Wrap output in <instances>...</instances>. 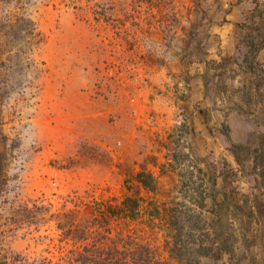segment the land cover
Instances as JSON below:
<instances>
[{
    "label": "rangeland",
    "instance_id": "374dc122",
    "mask_svg": "<svg viewBox=\"0 0 264 264\" xmlns=\"http://www.w3.org/2000/svg\"><path fill=\"white\" fill-rule=\"evenodd\" d=\"M22 1L42 43L29 52L8 38L5 19L21 12V4L0 0V231L8 229L1 225L15 211L35 209L37 199L50 212L78 204L87 214L139 195L142 216L131 228H144L161 250V221L149 219L155 207L183 213L189 226L198 223L193 240L205 242L208 252L200 264H264V213L260 222L252 218V201H261L264 191L252 170L264 134V107L250 113L235 95L240 80L247 81L244 74L237 78L235 61L248 49V28L264 26L252 14L253 0H80L76 6L69 0ZM101 3L116 9L109 22L95 20V5ZM223 25L229 26L226 33L219 31ZM224 57H231L226 65ZM258 61L264 63V53ZM177 63L185 66L186 80L205 71L207 113L229 108L220 127L209 126L213 136L221 133L223 151L207 147L205 156H196L183 113L175 153L155 168L150 158L139 161L135 144L124 143L121 127L139 126V93L189 95L187 86L176 83ZM222 94L231 99L222 100ZM235 145L247 148L237 156ZM140 173L153 177L157 191L142 190ZM53 227L38 231L35 224H23L6 232L8 245L15 254L57 255L43 239L56 237ZM223 241L230 252H223ZM193 244L189 241L187 252ZM173 264L195 263L187 254L183 263Z\"/></svg>",
    "mask_w": 264,
    "mask_h": 264
},
{
    "label": "trees",
    "instance_id": "16d2710c",
    "mask_svg": "<svg viewBox=\"0 0 264 264\" xmlns=\"http://www.w3.org/2000/svg\"><path fill=\"white\" fill-rule=\"evenodd\" d=\"M70 4L77 5L80 0H69ZM21 4L17 12L13 15H7V26L9 27L8 38L13 42H21L29 52H33L41 43V34L38 32L36 22L25 15V6L27 3L22 0H16V5ZM254 8L252 14L264 21V2L253 0ZM95 20L109 22L112 20L116 9L107 3L95 5ZM79 10L84 8L79 7ZM88 14V11H83ZM84 13V15H86ZM247 36L250 41L243 55L241 67L247 81L238 89L243 103L250 110V113H256L261 107H264V63L258 61V55L264 48V26L249 27ZM256 35H251L252 31ZM10 59L12 50L8 51ZM21 53H26L24 50ZM225 65L230 60L225 58ZM247 146L235 145L236 153L245 150ZM3 158L0 156V179L3 171ZM253 173L259 177L261 188L264 190V134L259 137V142L253 153L252 159ZM153 177L150 174L140 173L139 181L144 188L156 191L157 187L153 184ZM3 191L0 189V195ZM262 200L255 198L252 202V218L260 220L264 213V191L261 193ZM80 199V198H78ZM141 198L138 196H127L123 203L114 206L108 202L101 204L98 209L91 213H82V207L76 204L71 210L62 209L58 212L51 210L43 203L44 200L35 201V209L24 211H15L9 222L1 225L8 229L0 231V264H173L174 261L183 263L184 257L188 254L192 263L200 264V260L208 256L205 242L194 239L191 231L199 226L194 223L192 226L187 224V220L182 217L183 213L175 215L172 209L161 210L155 207L149 211V219L154 222L155 219L161 221L160 230L165 233V248L151 242V234L148 237L147 231L139 228H131V223L139 221L141 215ZM250 201L247 200L245 205ZM243 207V205H241ZM1 208V207H0ZM189 220V219H188ZM124 222L125 226H120ZM30 223L35 224L36 230L41 226L53 224V231L56 237L44 236L43 239L49 240L53 248L58 252L52 255H41L39 257H30L25 254H15L8 245V236L6 232H14L21 225ZM158 226L154 223L151 230ZM188 229V230H187ZM39 231V230H38ZM153 231L151 233L153 234ZM188 242L185 241V238ZM189 241L193 242V247L188 250ZM223 252H230L228 246L223 241ZM220 254L218 258H221ZM186 260V259H185Z\"/></svg>",
    "mask_w": 264,
    "mask_h": 264
},
{
    "label": "crops",
    "instance_id": "0c3cea01",
    "mask_svg": "<svg viewBox=\"0 0 264 264\" xmlns=\"http://www.w3.org/2000/svg\"><path fill=\"white\" fill-rule=\"evenodd\" d=\"M227 30H229V26L226 25L219 28V31L222 33H226ZM230 38L231 37L227 36V39ZM263 53L264 48L260 51L259 56ZM225 58L231 59V57H224L222 62H224ZM242 59L243 56L235 61L240 69L238 70L240 73L237 78H241L244 74L243 68L241 67ZM175 66L177 68L176 83L180 87L184 85L187 86L189 95L185 99H171V97L165 95L152 98L150 95L145 96L139 93V126L137 124L132 125L131 123L121 127L122 136L126 138L124 143L135 144V150L139 148V161H144L145 159L149 160L150 158L151 160L160 162L168 153H175V143L178 142V138H181L179 129L182 128L180 117L183 113L189 118L187 134L196 156H205L207 154V147L214 149L216 153L223 151L221 133L217 130V135L213 136L209 130V126L215 125L217 128L220 127L224 121L223 114H225V111L229 108L221 105L219 106V110L207 113L208 109L206 107L208 106V98H205V90L208 86V82L204 79L205 71H201L196 79L190 77L191 79L188 78L186 80L185 76L187 73L185 71V66L178 63ZM199 68H201V66H199ZM239 84L238 89L243 86L241 80ZM237 91L235 93L236 97L242 99ZM228 92L227 90V93ZM225 97L227 99L229 98L222 94V100L226 99ZM229 99H231V97ZM172 100L174 101L172 105H167L171 103ZM146 102L149 106L143 108V104ZM210 114L211 117H213L212 121L207 117L210 116ZM150 115H152V118ZM158 162H152V165L157 168ZM149 164H147L148 167ZM143 171H145V169ZM139 183L141 184L142 190L151 191L145 189L140 181Z\"/></svg>",
    "mask_w": 264,
    "mask_h": 264
}]
</instances>
